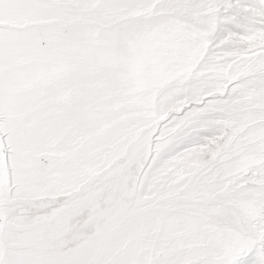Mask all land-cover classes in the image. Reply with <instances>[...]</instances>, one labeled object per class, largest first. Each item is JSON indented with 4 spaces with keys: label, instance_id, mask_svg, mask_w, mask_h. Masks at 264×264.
<instances>
[{
    "label": "snow or ice",
    "instance_id": "1",
    "mask_svg": "<svg viewBox=\"0 0 264 264\" xmlns=\"http://www.w3.org/2000/svg\"><path fill=\"white\" fill-rule=\"evenodd\" d=\"M0 264H264V0H0Z\"/></svg>",
    "mask_w": 264,
    "mask_h": 264
}]
</instances>
